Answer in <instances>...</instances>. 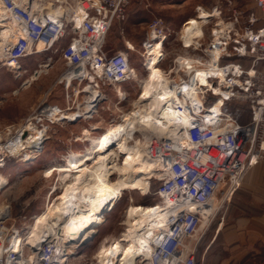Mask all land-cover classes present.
Masks as SVG:
<instances>
[{"label":"built area","instance_id":"2783aa9c","mask_svg":"<svg viewBox=\"0 0 264 264\" xmlns=\"http://www.w3.org/2000/svg\"><path fill=\"white\" fill-rule=\"evenodd\" d=\"M1 2L15 27H2L1 32H6L8 37L0 36V71L20 73L23 59L60 47L65 69L57 85H63L66 96L69 97L71 90L77 91V97L90 95L87 86L98 91L93 101L77 104L75 111L83 114L80 120L98 117L97 113L92 115L87 105L92 104L100 111L101 105L111 97L106 87L128 85L133 81V70L143 76L145 55L155 44L162 43L158 64L169 79V88L184 99L185 90L196 87L201 103L193 105L189 98L186 101L191 124L186 131L189 145L164 136L149 137L148 154L165 174L162 179L155 177L151 182H158L155 194L160 200L164 195L171 201V212L166 219V229L150 238L149 257H139L136 264H199L200 243L220 209L208 213L204 208L216 198L223 185L234 195L246 173L264 164V0H255L256 9L239 13L233 22L227 23L230 27L218 41L214 38L206 41L202 36L190 46L181 39L177 42L164 21L155 18L141 50L130 41L134 45L131 47L126 39L123 49L110 50L107 45L114 24L125 21L130 0H53L55 7L66 8L65 14L58 18L50 16L49 9L33 12L31 3L23 6L16 0ZM220 13L222 15V11ZM77 15H84L81 27L77 26ZM151 34L156 38L150 37ZM40 42L45 45L42 53L38 52ZM174 44L179 45L177 50L180 51L174 52L170 64L166 65L168 51ZM216 53L217 59L212 60ZM185 59L191 61L193 68L184 69ZM212 67L225 74L222 81L214 76L210 80L214 87L220 88V95L214 90L204 91L201 82H197L198 73ZM124 90L126 97L121 102L116 100L118 106L131 97V91ZM221 99V111L216 113L213 108ZM175 107L184 109L181 104ZM54 108L60 109V113L74 111L69 103L68 110L46 104L24 125L44 120L59 123L51 119ZM39 128L49 134L46 124L40 123ZM17 133L9 135L13 138ZM0 143L1 150L4 146L0 152V173H3L13 155L8 150L10 142L5 139ZM6 222L1 219L0 225ZM13 228L7 233V239H0V264H69L75 257H82L80 253L75 257L59 254L58 243L51 239L36 251L26 247L16 252L10 240L17 235Z\"/></svg>","mask_w":264,"mask_h":264},{"label":"bare ground","instance_id":"6f19581e","mask_svg":"<svg viewBox=\"0 0 264 264\" xmlns=\"http://www.w3.org/2000/svg\"><path fill=\"white\" fill-rule=\"evenodd\" d=\"M16 1L23 6L31 3L33 12L37 13L49 9L50 16L54 15L55 18L63 16L66 12V8L63 6L55 7L53 0ZM197 10L199 11L196 17L189 20L185 35L180 37L186 45H192L196 38L203 36L200 22L195 21L198 18L202 23L207 24L204 21L217 17V30L212 37L214 40L218 41L220 36L227 33L230 25L222 19L219 9L209 12L202 8ZM83 20L84 15H77L78 27H81ZM2 27L14 28L15 24L2 7L0 0V36L6 38L8 34L1 32ZM151 36L156 38L155 34H151ZM161 46L162 43L155 44L149 54L145 55V64L142 67V74L145 76L137 79L140 91L138 97L131 101L132 110L123 111L118 106V102L124 100L126 95L124 87L116 85L113 87V92L118 102L114 106L120 110L119 115L110 119L105 130L98 123H91L83 128L82 135L77 139L78 143L84 144L82 150L73 151L67 158L68 166L59 171L58 184L61 194L52 197L57 190L54 187L52 194H48L43 211L34 217L33 222L26 227L24 233L15 237L11 236L10 240L13 241V248L16 252H20L26 247L36 251L42 247L46 240L51 239L58 243L59 254L68 253L72 257L77 256L82 245L97 237L105 213L115 208L125 192L137 191L142 187L150 186L153 178L162 179L164 177L165 174L162 172L160 164L148 154L149 137L164 136L189 145L186 131L191 124L186 101L189 98L194 105L201 103V99L198 97L196 87L186 89L184 99L178 96L177 91L169 88V79L158 64L162 57ZM38 49L39 53L44 52L43 42L38 44ZM217 56L218 53L212 57V60H216ZM182 66L184 69L186 67L193 68L189 59L183 60ZM46 68L47 65L40 66L32 77L30 76L31 78L28 79L25 86L28 87ZM136 76L137 73L133 70V81ZM213 76L222 81L225 74L221 69L212 67L207 72L198 73L196 78L197 82H201L204 86L201 87L204 91L214 90L220 95L222 93L220 88L214 87L213 82L210 81ZM132 82L129 84L134 87ZM86 88V91L91 92L86 100L93 101L97 97L98 91L93 90L90 86ZM111 100L113 99L110 97L109 102ZM222 102L221 99L215 105L214 112L221 111ZM175 104H181L184 109H177ZM87 106L92 115L100 113L98 107H93L92 104ZM59 110L58 108L53 109L52 120L78 122L83 116L81 111L60 113ZM58 115L61 117L57 118ZM100 130H102L101 133ZM44 132L39 131L32 121L28 122L27 126L22 128L15 138L7 135L6 140L8 143L10 142L8 150L11 154H15L18 150L24 149L25 151L27 148L32 150V152H24L20 166L25 167L29 163L35 164L38 157L42 155L40 152L44 149L46 140ZM97 132L99 133L96 134ZM3 137V134H0V140H4ZM1 147L0 152L4 149L3 145ZM38 153L40 154L37 156ZM35 158L37 160H34ZM10 175L0 173V196L11 182ZM233 196L231 191H226L220 198H214L210 205L204 209L208 213L218 210L224 203L230 202ZM170 208L171 201L164 195L153 205L132 202L126 210L124 230L119 236L111 238L106 250L98 252L97 261L92 259L89 264H136L139 257H149L152 251L150 238L166 229L165 223L171 212ZM10 218H12L10 205L1 201L0 220H9ZM206 223L204 221L203 225ZM10 230L6 225H0L2 241L7 239V233L12 232Z\"/></svg>","mask_w":264,"mask_h":264},{"label":"rangeland","instance_id":"374dc122","mask_svg":"<svg viewBox=\"0 0 264 264\" xmlns=\"http://www.w3.org/2000/svg\"><path fill=\"white\" fill-rule=\"evenodd\" d=\"M217 7H219V12L222 11V15L220 13V16L226 23L233 22L239 13L256 9L255 0H130L127 6L125 21L115 23L108 34V48L110 50L123 49L125 41L129 40L126 42H128L130 46L134 47L130 42L133 41L136 48L141 50L142 43L149 33V25L155 18H160L164 21L178 42L180 37L182 38L185 35L189 20L196 17L198 14V8H202L209 12L218 10L216 9ZM216 20L217 17L204 21L207 24L202 23L200 18L195 20L200 22V30L206 41L212 39L213 34L217 30ZM185 22L187 23L185 24ZM178 46V44H174L173 48L169 49L166 65L170 64V61L174 57V52L180 51L177 50L179 49ZM50 58H52L51 61L49 60ZM22 64L24 69L19 71L20 73L16 71L9 72L8 70L0 71V134H3L5 137H3L4 140L10 132L16 133L17 131L19 133L22 128H25L28 124L27 123L25 126V121L28 118L36 116L46 104H55L60 108L68 110L69 103L70 107L76 110L77 104H83L88 96L80 94L77 97L75 96L77 91L74 92L71 90L68 97L66 96L63 85L56 84L60 74L65 69L64 62L61 59L60 47L51 52L43 53L40 56L23 59ZM42 65H47V68L44 69L43 73L37 76V79L26 87L25 84L28 79H30L34 72ZM144 76H139L137 74L136 79L132 82L134 87L129 84L124 86V89H129L131 91V97L127 102L119 105L123 111L132 110L131 101L138 97L139 92L137 79ZM107 89L113 100L110 102L107 101L101 105L100 113L94 120L83 119L75 123H70L68 120H60V122L55 121L59 123H52L49 120H44L43 123L40 122L49 127V134H46L49 138L46 137L47 141L45 140L44 149L40 152L42 155L38 157V160L36 158L34 159L37 160L35 164L29 163L28 166H20L22 165L24 152H32L29 148L25 151L24 149L18 150L15 154H12L14 158H11L7 167L2 171L5 174L12 175H10L11 182L1 194L0 202L2 201V203L10 205L12 218L9 219L10 221L7 220L6 226L9 229L16 227L14 231L17 235H22L26 227L33 222L34 217L43 211L45 202L47 203L48 194H52L51 192H53L54 187H56L57 190L52 197L61 194V189L58 184L59 171L61 168L68 166L67 158L73 151L77 152L82 150L84 144L78 143L77 139L82 135L83 128L89 126L91 123H98L104 128L103 130H105L110 119L119 115L120 110L114 106L117 98L114 96L113 89L106 87L105 90L107 91ZM56 117L59 118L61 115ZM33 123L40 131V123ZM101 132L102 130H100V133ZM98 133L99 132L96 134ZM16 136H14V138ZM40 153H38L37 156ZM17 170H21L20 173H18ZM148 188L149 185L137 191L125 192L123 198L117 203L115 208L105 213L104 221L99 226L100 232L97 237L83 247H80L79 253L82 257L78 259L75 257L72 263L89 264L90 262L87 260H98V252L106 250L110 244L111 238L119 236L124 230L126 210L132 202L144 205H153L155 202H158L160 199L155 194L158 189V182H151L152 190L149 193ZM219 191L216 198H220L225 194L227 185H223ZM234 200L235 194L230 202L220 207L217 216L220 217L226 209H229L232 203H234ZM214 223L200 243L202 254H204L203 249L208 247V243H213L215 241L214 239L212 241H207L210 235L209 231L212 229ZM22 228L23 230H20ZM12 235H14V233Z\"/></svg>","mask_w":264,"mask_h":264},{"label":"crops","instance_id":"0c3cea01","mask_svg":"<svg viewBox=\"0 0 264 264\" xmlns=\"http://www.w3.org/2000/svg\"><path fill=\"white\" fill-rule=\"evenodd\" d=\"M217 217L207 238L215 241L200 249L199 264H264L263 163L246 173L234 203Z\"/></svg>","mask_w":264,"mask_h":264},{"label":"trees","instance_id":"16d2710c","mask_svg":"<svg viewBox=\"0 0 264 264\" xmlns=\"http://www.w3.org/2000/svg\"><path fill=\"white\" fill-rule=\"evenodd\" d=\"M152 188H151V185L149 186L148 188V193L151 192Z\"/></svg>","mask_w":264,"mask_h":264}]
</instances>
